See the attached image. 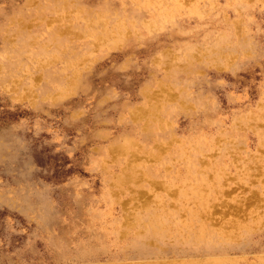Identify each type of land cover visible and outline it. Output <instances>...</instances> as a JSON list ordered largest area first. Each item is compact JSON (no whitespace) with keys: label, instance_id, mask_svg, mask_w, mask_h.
I'll return each mask as SVG.
<instances>
[{"label":"rangeland","instance_id":"1","mask_svg":"<svg viewBox=\"0 0 264 264\" xmlns=\"http://www.w3.org/2000/svg\"><path fill=\"white\" fill-rule=\"evenodd\" d=\"M190 256L264 264V0H0V264Z\"/></svg>","mask_w":264,"mask_h":264},{"label":"bare ground","instance_id":"2","mask_svg":"<svg viewBox=\"0 0 264 264\" xmlns=\"http://www.w3.org/2000/svg\"><path fill=\"white\" fill-rule=\"evenodd\" d=\"M203 1V0H202ZM190 6V5H189ZM123 9V8H122ZM263 10V9H262ZM100 12V11H99ZM261 12V11H260ZM154 13V11H153ZM180 13V11H179ZM155 15V14H154ZM190 16V15H189ZM178 17V16H177ZM143 19V18H142ZM33 21V19H32ZM92 21V19H91ZM108 21V20H107ZM119 22V20H118ZM29 23V21H28ZM157 23V22H156ZM31 24V23H30ZM49 25V24H48ZM29 26V25H28ZM152 27V26H151ZM90 28V27H89ZM116 38V37H115ZM101 39V38H100ZM119 45V44H118ZM245 45V44H244ZM247 46H251V44H247ZM262 99V98H261ZM261 112V111H260ZM257 116V115H256ZM262 117V116H261ZM261 119V118H260ZM139 120V119H138ZM145 122V121H144ZM145 124V123H144ZM251 124V123H250ZM146 126V125H145ZM184 143V142H183ZM209 145V144H208ZM171 146V145H169ZM119 151V150H118ZM133 156V155H132ZM134 157V156H133ZM185 157V156H184ZM139 160V159H138ZM263 160V159H262ZM140 161V160H139ZM259 161V160H258ZM130 163V162H129ZM133 163V162H131ZM257 163V162H256ZM175 165V164H174ZM124 167V166H123ZM232 167V166H230ZM261 167V166H260ZM258 168V167H257ZM123 169V168H122ZM182 169V168H181ZM261 169V168H260ZM259 169V170H260ZM262 170V169H261ZM260 170V171H261ZM254 171V170H253ZM252 171V172H253ZM263 171V170H262ZM125 173V172H124ZM260 177V175H257ZM257 176H255L254 178H256ZM181 177V176H179ZM252 177V176H251ZM212 178V177H210ZM147 179V178H146ZM259 180V179H258ZM226 181V180H225ZM177 182V181H176ZM162 183L163 180H162ZM163 186V185H162ZM179 190V189H178ZM177 193V192H176ZM262 194V193H261ZM152 196V195H151ZM254 196V195H253ZM255 197V196H254ZM135 198V197H134ZM176 198V197H175ZM186 198V197H185ZM247 201V200H246ZM260 201V200H259ZM76 206H77V210L79 212V214L82 216L83 214V202L82 200H76ZM254 202V200H253ZM166 204V203H165ZM250 204H253V203H250ZM249 204V205H250ZM255 204V203H254ZM248 205V207H249ZM125 207V206H124ZM44 210H47V206H43ZM128 209V208H127ZM237 209H240V208H237ZM245 209V208H244ZM248 209V208H247ZM44 210H41V212L46 215V212ZM229 210V209H228ZM236 212V210L234 211ZM240 212V210H239ZM243 212V211H242ZM250 215V214H249ZM248 216V215H247ZM239 218V217H238ZM236 219V218H235ZM47 220H50L52 221L53 218L51 217H47ZM185 220V219H184ZM259 221V220H258ZM236 222V221H235ZM135 227V226H134ZM147 233L149 232H152L153 233V236L156 238V240L154 242H156L157 244H149V243H145V242H141V241H135L134 243H132V248L135 249V254L137 256H151L152 254H156V255H160V244L162 243V237L159 236L160 233H157V232H154L155 230L151 229V228H148L147 229ZM66 233L73 235L75 233L71 232L70 230L67 231ZM127 233V232H126ZM239 233V232H238ZM237 233V234H238ZM65 235V237L69 236V235ZM128 234V233H127ZM126 234V235H127ZM70 239V237L68 238ZM122 240V239H121ZM87 245H78L75 249H74V252H73V255H76V256H80V257H83L84 259H88V260H95L97 258H99L102 254L105 253V250H103L102 246H103V241L98 239L97 236H93L92 238H88L87 241L85 242ZM177 241L175 243H173L172 245H170V249L171 251H174V252H177V253H183V254H188V255H194L195 251H198L200 250L199 248H201L202 250H200L202 253L206 254L205 256H207V254H214L215 252L216 253H219L218 255H225L227 253V251H229L230 249H226L227 247L228 248H233L231 247L229 244L227 245H224L222 243H220L219 241H216L215 238H207V240L203 239L201 241L199 240H196V239H190L188 241H185L179 245H177ZM181 249V251H178V249ZM112 249V248H110ZM66 252H68L67 250H65ZM189 251H192V252H189ZM218 251V252H217ZM210 257H212V255H209ZM191 257V256H190ZM196 257H191L189 262L187 264H201L204 262V264L206 263H216V259H207V257H204L206 258V260L202 259V260H194ZM185 259V258H184ZM183 260V259H182ZM186 262V261H185ZM241 263V262H239ZM174 264H177V263H174ZM243 264V262H242Z\"/></svg>","mask_w":264,"mask_h":264}]
</instances>
